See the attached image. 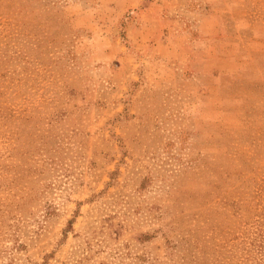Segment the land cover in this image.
I'll list each match as a JSON object with an SVG mask.
<instances>
[{
	"label": "rangeland",
	"instance_id": "1",
	"mask_svg": "<svg viewBox=\"0 0 264 264\" xmlns=\"http://www.w3.org/2000/svg\"><path fill=\"white\" fill-rule=\"evenodd\" d=\"M0 264H264V0H0Z\"/></svg>",
	"mask_w": 264,
	"mask_h": 264
}]
</instances>
